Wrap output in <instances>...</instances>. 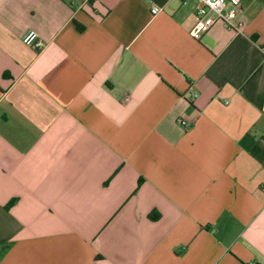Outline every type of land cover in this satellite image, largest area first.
<instances>
[{
    "label": "crops",
    "instance_id": "1",
    "mask_svg": "<svg viewBox=\"0 0 264 264\" xmlns=\"http://www.w3.org/2000/svg\"><path fill=\"white\" fill-rule=\"evenodd\" d=\"M197 5L0 0V264H264V0Z\"/></svg>",
    "mask_w": 264,
    "mask_h": 264
},
{
    "label": "built area",
    "instance_id": "2",
    "mask_svg": "<svg viewBox=\"0 0 264 264\" xmlns=\"http://www.w3.org/2000/svg\"><path fill=\"white\" fill-rule=\"evenodd\" d=\"M183 2L184 0H180ZM198 5L194 11L195 20L189 29V34L192 38H199L200 34L206 30L215 21H222L225 24L235 26L239 24H233L239 8L240 0H197ZM159 11L157 6H151L150 12L155 14ZM22 42L28 45H39L36 33L33 30L26 31L21 38ZM264 59V58H263ZM178 124L183 128H187L190 124L185 119L179 118ZM242 264H256L254 259H248Z\"/></svg>",
    "mask_w": 264,
    "mask_h": 264
},
{
    "label": "trees",
    "instance_id": "3",
    "mask_svg": "<svg viewBox=\"0 0 264 264\" xmlns=\"http://www.w3.org/2000/svg\"><path fill=\"white\" fill-rule=\"evenodd\" d=\"M148 215H150V216H152V217L156 216V215H153V214H152V215H151V214H148Z\"/></svg>",
    "mask_w": 264,
    "mask_h": 264
}]
</instances>
